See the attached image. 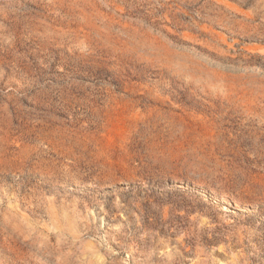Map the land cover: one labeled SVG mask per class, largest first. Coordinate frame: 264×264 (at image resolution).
Listing matches in <instances>:
<instances>
[{"label": "rangeland", "instance_id": "obj_1", "mask_svg": "<svg viewBox=\"0 0 264 264\" xmlns=\"http://www.w3.org/2000/svg\"><path fill=\"white\" fill-rule=\"evenodd\" d=\"M0 264H264V0H0Z\"/></svg>", "mask_w": 264, "mask_h": 264}]
</instances>
